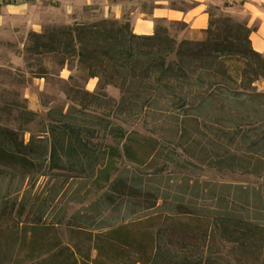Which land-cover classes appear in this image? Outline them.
I'll use <instances>...</instances> for the list:
<instances>
[{
	"label": "trees",
	"instance_id": "16d2710c",
	"mask_svg": "<svg viewBox=\"0 0 264 264\" xmlns=\"http://www.w3.org/2000/svg\"><path fill=\"white\" fill-rule=\"evenodd\" d=\"M210 17L203 42L179 41L158 24L152 36H139L130 20L108 18L32 35L35 55L55 54L62 66L77 62L99 79L94 94L72 90L71 100L85 110L105 108L108 119L53 110L60 119L52 118L49 140L29 142L0 127V167L33 180L77 174L86 193L80 204L102 196L76 213L75 223L64 222L65 213L51 225L85 236L86 252L60 238L37 239L47 226H31L30 239L17 226L10 250L29 252L0 264H264V198L257 190L167 180L182 173L264 180V92L256 86L264 82V57L254 51L248 25ZM108 86L120 90V102L107 95ZM117 121L150 126L151 136ZM20 203L19 216L36 206L27 195Z\"/></svg>",
	"mask_w": 264,
	"mask_h": 264
},
{
	"label": "rangeland",
	"instance_id": "374dc122",
	"mask_svg": "<svg viewBox=\"0 0 264 264\" xmlns=\"http://www.w3.org/2000/svg\"><path fill=\"white\" fill-rule=\"evenodd\" d=\"M151 0H5L6 4L27 3L37 10L38 22L41 24V32L38 34H48L54 29H63L75 24L91 25L104 20L113 19L111 14L114 5L124 6L123 20L131 21V13L136 8L148 9ZM89 2V5H88ZM227 4L212 6L210 12L215 19L229 18L226 12ZM170 29L173 36L179 41L188 34L189 27L185 28L182 23L166 24L157 23ZM23 23L16 25L14 30L7 31L0 38V127L11 128L20 133L21 139L29 142L31 138H47L49 140L48 129L52 124V118L59 120L58 114L50 116L54 110L63 114H77V111H84L93 117H99L101 121L108 119V110L99 108L96 104L89 109H83L80 104L72 102V90L87 91L94 94L98 90L99 79H90L89 74L77 62H67L60 64L59 58L55 54L35 55L29 51V47L34 41L32 35L22 28ZM207 35L203 37L205 41ZM263 82L256 84L261 90ZM107 95L114 101L120 102V90L113 86L106 89ZM113 112V111H112ZM34 114V121L29 122L26 114ZM78 115V114H77ZM99 121V123H102ZM104 122L102 123L104 125ZM117 124L130 131L139 132L145 136H151L150 126L144 128L142 123L136 126L131 124ZM131 123V122H130ZM99 139L102 137V127H97ZM160 131L158 130V133ZM100 141V140H99ZM168 146H171L167 143ZM175 181L181 185L183 180H188L191 186L196 185V181L202 183L203 189H209L204 182L211 184H230L242 186L245 189H255L264 198V180L255 177L242 175H227L224 177L217 175H204L203 177L182 175H170L167 180ZM80 178L77 174L54 172L48 176L33 180L31 176H24L21 172L0 167V258L13 257L22 258L28 254V250L18 248L10 250L9 234L17 226L21 231L26 232L31 226H47L37 235V239L46 237L48 240L62 239L65 244L82 245L85 236L74 235L71 230L51 225L60 222L66 213V223L72 221L76 213H87L86 209L91 207L102 196V193L93 194L87 197L86 202L80 204L85 191L81 193ZM79 191V193H77ZM28 193V194H27ZM27 195L36 206L27 209L23 216H19L22 199ZM14 199L17 201L15 202ZM54 199V203L49 202L47 209L39 212L41 205H45L48 200ZM30 212V214H29ZM43 212V213H42ZM264 222V221H263ZM75 223V222H74ZM67 229V230H66ZM28 234V232H27ZM28 238H32L30 234ZM79 236V237H78ZM45 238V239H46ZM82 250H88V244H84ZM91 257L96 259V253L92 252ZM237 263V261H236ZM235 264V263H234Z\"/></svg>",
	"mask_w": 264,
	"mask_h": 264
},
{
	"label": "crops",
	"instance_id": "0c3cea01",
	"mask_svg": "<svg viewBox=\"0 0 264 264\" xmlns=\"http://www.w3.org/2000/svg\"><path fill=\"white\" fill-rule=\"evenodd\" d=\"M225 3L230 18L253 30L250 35L252 47L264 57V0H151L147 10L139 7L130 14L132 29L135 34L148 37L156 32L157 23H182L189 27L184 40L203 42L209 28L211 7ZM36 12L27 3L0 6V38L20 23H23L22 28L27 32H41ZM123 14L124 6L119 4L112 7L108 16L120 21L124 18ZM261 90L264 92V82Z\"/></svg>",
	"mask_w": 264,
	"mask_h": 264
},
{
	"label": "built area",
	"instance_id": "2783aa9c",
	"mask_svg": "<svg viewBox=\"0 0 264 264\" xmlns=\"http://www.w3.org/2000/svg\"><path fill=\"white\" fill-rule=\"evenodd\" d=\"M5 3V0H0V6H2Z\"/></svg>",
	"mask_w": 264,
	"mask_h": 264
}]
</instances>
